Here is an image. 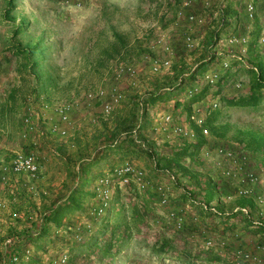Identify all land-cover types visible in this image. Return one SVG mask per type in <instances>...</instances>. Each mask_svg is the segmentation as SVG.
I'll return each instance as SVG.
<instances>
[{
  "label": "rangeland",
  "instance_id": "374dc122",
  "mask_svg": "<svg viewBox=\"0 0 264 264\" xmlns=\"http://www.w3.org/2000/svg\"><path fill=\"white\" fill-rule=\"evenodd\" d=\"M80 1L81 5L76 6L64 5L57 0H0V162L7 160L23 143L18 133L21 112L28 95H34L39 102L51 104L76 98L84 91L95 90L107 83L114 63L138 57L139 50L148 46L155 26L160 24L158 16L161 0ZM253 1L256 12L248 42L254 43L250 49L248 44L245 56L232 62L231 70L224 74L223 81H219L220 96L244 93L249 82L246 70H256L254 61L257 60V55L264 56V44L257 42L264 23V0ZM16 27L20 32L13 36L12 31ZM113 31L126 38L128 49L127 53H112L113 56L109 57L102 54L101 50L108 48L113 40ZM176 44L180 47L178 42ZM16 49L24 51L17 53ZM204 53L206 51L203 50L200 54L186 52L195 55L193 59L186 61V65H197L199 55ZM145 73L147 74L146 67L140 63L139 76ZM236 82L240 84L238 89L234 87ZM120 87L123 99L119 105L129 92V87L124 82ZM174 98L183 101L185 96L182 92H175L169 100ZM151 109L150 107L152 112ZM220 110L223 119L227 121V127L225 130L219 129L222 134L220 136H213L208 132L204 145L209 148H235L241 145L247 153L249 165L259 177L255 198L250 196L224 201V198L219 200L214 193L210 201L205 202L206 208L201 209V212L223 219L204 221V215L195 223L184 220L181 228L175 229L172 221L166 217V212L169 209H181L186 215L188 210L198 209L200 206L193 196H203L200 185L205 181L206 173L214 176L212 163L202 160L198 152L191 168L199 172V176L186 172L181 174L167 205H159L152 192H140L136 189L131 191L129 186L113 185L109 207L98 220H93L86 213V208L92 203L91 197L85 201L82 211L71 212L64 218L59 229L54 231L50 227V236L56 235L58 238L54 239L55 242L42 246L44 249L39 250L29 244L34 258L39 259L38 263L65 252L67 264H264V168L259 167L255 156L239 142L241 131L252 130L264 134V107L253 110L221 106ZM152 114L153 112L150 114L149 127L155 119ZM175 115L179 120L187 121L186 113L181 108ZM149 131L154 133L152 129ZM153 135L159 150L166 152L173 147L172 144L161 142L157 133ZM47 139L39 140V153H46ZM131 161L146 169L145 161L137 158ZM46 163L47 161L41 166V175ZM165 171L175 172L173 169ZM55 174L60 176L59 172ZM62 184L46 187L49 195L41 194L40 198L39 195L35 196V199H31L29 210L38 214L41 212L42 201L47 203L55 198L52 194H66L67 190ZM218 185L221 189L224 188L223 185ZM185 186L190 188L186 190L192 192L187 194L181 191V187L185 189ZM225 188L220 193L228 191ZM179 196L190 200L188 206L178 203ZM3 197L6 199L7 192ZM240 207H245L246 213L237 209ZM215 212H220V215ZM84 221H90L92 227L89 232L82 233L81 242L74 241L67 226L71 228L77 223L84 224ZM206 224L214 228V234L202 230ZM81 230L84 232V229ZM6 234L5 229L0 228V244ZM206 239L211 240V246L204 244ZM103 249L108 250L109 255H104ZM243 253L248 254V257ZM212 254H217L220 259L207 261Z\"/></svg>",
  "mask_w": 264,
  "mask_h": 264
},
{
  "label": "built area",
  "instance_id": "2783aa9c",
  "mask_svg": "<svg viewBox=\"0 0 264 264\" xmlns=\"http://www.w3.org/2000/svg\"><path fill=\"white\" fill-rule=\"evenodd\" d=\"M57 1L64 5H81L80 0ZM229 5L233 6L235 13H229ZM188 7H197V11H185ZM255 12L256 4L253 0H180V7L174 12L171 20V27L178 30L180 45L187 52H201L206 49L214 59L209 61L203 71L195 75L190 84L184 85L183 94L186 98L198 93L203 86H207V94L190 104V111L186 116L187 121L179 120L170 110L155 116L150 129L160 136L161 142L173 146L192 143L196 138V133L191 125L200 127L205 116L220 107L219 96L214 94L217 82L221 80L224 72L231 70L232 62L245 56ZM204 23L210 31L212 44L203 42L204 33L195 32V26H202ZM257 42L264 44V23L261 25ZM147 48L149 52H144L137 58L114 63L107 83L93 91H84L76 98L47 104L39 102L34 95L26 97L18 133L23 143L8 156L7 160L0 162V211L5 208L3 194L6 191L13 194L17 190H30L32 181L40 177L41 166L48 159L47 153L38 152L39 140L50 138L55 133L64 134L65 130L60 127V124H70L71 112L80 106L86 110L92 109L98 101L99 111L103 115L108 114L123 99L121 83L124 82L137 89L142 87V78L139 76L140 63L145 65L147 73L151 75L162 74L169 70L174 48L168 40L167 32L158 25L155 26L154 35ZM182 77L184 76H181V80ZM239 85L236 82L234 87L238 89ZM201 134L207 135L208 131L201 128ZM52 154H55L54 150ZM199 155L202 160L212 163L214 171L212 178L216 176L221 178L228 188L227 193L223 192L219 195V200L224 198V201H228L255 195L259 177L255 169L249 165L247 153L241 145L235 148L229 146L209 148L204 145L200 148ZM180 175L178 171H165L158 178H152L147 169L138 167L131 160H123L93 181L92 203L86 208V213L93 220H98L104 215L109 207L110 191L113 185L129 186L131 191L136 189L140 192H152L159 205H167L172 196V189H175L179 183ZM185 187V189L181 187V191L188 192L186 189L190 188ZM194 200L201 209L206 208L203 196L196 195ZM237 209L243 213L247 211L245 207ZM180 210L169 209L166 212V217L172 221L175 229H180L184 221L185 211ZM211 210L214 209L211 208ZM91 227L90 221H84V224L83 222L77 223L71 228L67 226V229L71 230L74 241L81 242L83 234L89 232ZM81 229H84V232ZM209 239L204 242L206 246H211ZM7 243L9 239L5 238L0 248L6 247ZM242 255L248 257L246 253ZM32 258H34L33 250L27 244L20 248L18 254L11 253L6 263L19 264ZM39 262L38 264H67V254L60 252Z\"/></svg>",
  "mask_w": 264,
  "mask_h": 264
},
{
  "label": "trees",
  "instance_id": "16d2710c",
  "mask_svg": "<svg viewBox=\"0 0 264 264\" xmlns=\"http://www.w3.org/2000/svg\"><path fill=\"white\" fill-rule=\"evenodd\" d=\"M229 13L235 12L229 9ZM19 32V28L16 27L13 29L11 35L15 36ZM112 37L113 40L109 43L108 48L102 49L101 53L109 57L113 56L112 53L114 55H120L123 52L127 53L126 38L116 31L112 32ZM205 41L209 44L213 42L211 41L210 32L205 36ZM178 43L180 44L179 40ZM253 43L250 42L249 44L248 42L249 49ZM177 48H181L179 49L180 51L184 50L181 45ZM205 50L203 49V51ZM15 51L22 53L24 49H16ZM139 51L138 56L144 52H149L147 47ZM203 55L205 53L199 55L200 60L203 58ZM208 56V59L199 62L196 68L184 76L183 81L178 83L175 81L176 75L185 69L184 64H181V56L178 60L179 66L178 63L177 65H172L174 72L171 75L156 76L148 73L142 74V87L137 89L127 85L129 92L126 94L123 103L120 107L113 108L106 115H103L99 111L98 101L95 102L92 109L96 110V123L99 127L95 130L94 134L87 141H81L77 135L73 134L71 140L76 145L74 154L67 152L63 146L54 149V156L60 161L65 172L66 181L63 182L62 186L67 190L66 194L63 196L52 194V197L55 198H52L47 203L41 202L40 213L35 214L34 218H29V216L25 218L24 223L27 225L20 228H11L6 234L9 243H7L6 247L0 248V260L2 259L1 254L4 257L6 256V258L13 252L18 254L20 248L27 244H33L34 249L39 250L44 249L42 246L45 247L47 244L55 242L54 239L58 238L56 235L50 236V227L52 226L54 231L59 229L63 219L67 218L71 212H79L84 209L85 201L93 196V192L89 187L103 173L100 172V169L104 166L103 164L108 162L109 158H112L113 163L107 164L108 169L126 160V157H129L127 160L133 157L145 161L152 178H158L164 174L165 170L172 169L181 174L185 172L190 175L196 174L198 177L199 172L197 173L193 168L183 165L182 161L187 158L188 165L194 164L200 147L206 143L205 137L201 134V128H205L213 136L222 135L219 129L225 130L227 121L223 119L220 107L253 110L264 107V56L259 57L257 55L258 58L254 61L256 70L252 68L246 70L249 75V82L247 90L244 93L240 95L220 96L218 94L219 82H217L214 94L219 96L220 107L210 111L205 116L200 127L191 125L196 133L195 140L190 144L182 143L173 146L166 152L159 150L153 138L144 133L150 124L149 108L156 102L166 101L175 92L183 93L184 85L190 84L194 80L195 75L203 71L209 61L214 59L212 54L208 53ZM226 72L222 74L220 81H223L222 79ZM206 91L207 86H203L198 93L191 97H185L183 101L175 99L173 106L175 108L180 107L187 116L190 111V104L200 99ZM240 134L242 137L239 139V142L252 156H255L259 167L264 168V134L252 130L241 131ZM75 162H77L76 169L74 167ZM93 170L98 171L91 175ZM205 177V181L200 186L203 190L204 202H209L214 193L219 197L220 191L226 190V186L223 180L217 176L214 179L209 173H206ZM218 184L223 185L225 189H221ZM191 192L188 191L187 194ZM179 197L188 200L185 196ZM41 199H43V196H41ZM31 203L32 201H29V207H31ZM107 251L103 249L104 255H109ZM218 259L220 258L217 254H212V256L207 258V261H216ZM38 260V258H32L27 262L19 264H38Z\"/></svg>",
  "mask_w": 264,
  "mask_h": 264
},
{
  "label": "crops",
  "instance_id": "0c3cea01",
  "mask_svg": "<svg viewBox=\"0 0 264 264\" xmlns=\"http://www.w3.org/2000/svg\"><path fill=\"white\" fill-rule=\"evenodd\" d=\"M169 1V0H168ZM166 0H161L159 3V20H160V24L158 25L163 31L167 32L168 35V40H170L173 48H174V55L172 57V64L169 68L168 71H166L165 73L162 74H157L156 76L159 75H171L173 74V69H172V65L178 63L179 66V62L178 60L182 59L181 64L183 63L184 65V70H181V72L179 74H177V78H175V81L178 83L179 81H183L181 80V76H186L187 74H189L194 67L196 66V64H194L193 66H187L186 63L188 62V60L193 59V57H195L194 54H186L187 51L185 50H179L181 48H177V42L179 40L178 38V30L177 29H173L171 27V20H172V15L174 14V12L180 7V0H176V2H174V0H170L171 2L169 3ZM229 9L233 8L232 5L228 6ZM185 11L187 12H196L197 11V7H188L185 8ZM195 32L196 33H204V38H203V42L205 43V36H207V33L210 32L207 24L204 23L202 26H195ZM206 44H208L206 42ZM212 44V43H210ZM206 51V54L203 55V58L199 61H203L204 59L208 58V51ZM198 54H200V52H198ZM210 54V53H209ZM187 61V62H186ZM198 62V63H199ZM183 79V77H182ZM175 82V83H176ZM175 94V93H173ZM173 94L169 97L172 98ZM166 100V101H159L156 102L154 105H152V112L154 114V117L158 114V113H162L165 111H173L174 113L177 112L180 107H174V100ZM121 102V101H120ZM120 104V103H119ZM117 105L114 109L120 107V105ZM159 108V109H156ZM158 110V111H156ZM94 109H84L83 106H80L78 109H76L75 111L71 112V114L69 115V121L70 124H60V127L62 129L65 130V133L60 135L58 133H55L54 135H52L50 138L47 139V146H46V153H47V163L43 166V171H42V175L37 178L36 180L32 181V187L30 188V190L26 189L23 190L22 192L20 191H16L13 194L8 193L7 192V197L5 199V208L3 210L0 211V228L5 229L6 233H7V229L10 228L9 230H11V228H20L21 226L27 225L25 222V218L27 216H29V218H34L35 213L33 214L31 212V210H29V201H32L31 199H35V196L39 195L38 198H40V195L43 194L45 196L49 195V192L47 191L48 186H53V185H60L62 184L64 181H66V176H65V172L63 169V166L61 165L60 161H58V159L52 154V151L54 149H57L59 146H63L67 152L69 153H75L76 151V145L73 143V141L71 140L72 135H77L79 137V139L81 141L85 140L87 141L88 138L94 134L95 130L98 129V124L96 123V119H97V114H95ZM149 110V113H152ZM152 114V116H153ZM47 115H51L50 113H47ZM53 119H56L55 116H52ZM151 117V116H150ZM48 125V124H47ZM150 129V127H149ZM149 129H146L144 131V133L149 136V137H153L154 138V133H151V131H149ZM134 131V130H132ZM209 134L204 135L205 138H207ZM126 159H129V157H126ZM133 157H131L130 160H132ZM187 160V162H182L183 165L188 166V167H192V164L188 165V159L185 158ZM113 163L112 158H109L108 162L103 164L104 166H102V168L100 169V172H105L108 170V165ZM77 162H75L74 167L76 169V165ZM108 164V165H107ZM147 170H149L148 167H146ZM96 171L98 170H93L91 175L94 174ZM55 172H59L60 176L58 177L57 174H55ZM261 185V184H260ZM259 183L256 186V189L258 188ZM47 187V188H46ZM20 192V193H19ZM257 194V192L255 191V195ZM254 195V198H255ZM253 199V197H252ZM184 200V201H183ZM255 200V199H254ZM183 201V202H182ZM188 202H190V200H185V199H181L178 198V203L184 206H188ZM230 207V206H229ZM37 208V207H36ZM190 208H193L190 206ZM201 208L199 207L198 209H190L187 211V214L184 216V220L187 222H191V223H195L197 220H201L202 217H204V213L201 212ZM216 215H220V212H215ZM206 217H204V221H220V219H223L222 217L216 216L214 217V215H205ZM207 223V222H205ZM185 224V223H184ZM218 227V226H217ZM246 227H250V226H246ZM178 230V229H177ZM202 230L206 231V233L208 234H214V228H212L210 225L206 224L205 229L203 228ZM189 234V233H187ZM2 255V259L0 260V264H7V258L6 256L4 257L3 254ZM1 257V256H0ZM216 263V262H214Z\"/></svg>",
  "mask_w": 264,
  "mask_h": 264
}]
</instances>
